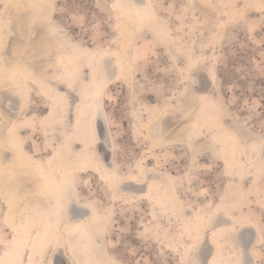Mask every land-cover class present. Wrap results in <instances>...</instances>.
Wrapping results in <instances>:
<instances>
[{
	"label": "rangeland",
	"instance_id": "rangeland-1",
	"mask_svg": "<svg viewBox=\"0 0 264 264\" xmlns=\"http://www.w3.org/2000/svg\"><path fill=\"white\" fill-rule=\"evenodd\" d=\"M31 1L0 0L7 37L1 39L0 54L8 63L23 61L14 68L28 91L24 96L21 90L0 82V152L11 166L8 172L0 169V190L18 193L20 210L33 200L36 215L28 214L26 223L17 225L12 215L18 205L0 194V264H12L17 256L12 248H20V239L32 235L28 228L34 221L48 225L41 212L44 207L68 202L55 194L65 188V181L74 186L78 200L91 202L104 215L106 251L118 264H197L191 258L198 235L188 219L193 209L203 210L209 219L218 208L227 209L237 224L250 221L259 231L253 238L251 229L245 242L246 263L264 264V165L252 164L235 149V143L227 148L228 137L223 128L216 127L222 118L224 127L235 130L251 147H264L262 1L151 0L155 14L147 29H141L147 22L136 24L132 10L120 0ZM93 48L115 50L135 63L133 73L127 71L103 88L111 140L95 145L86 126L91 118L89 104L99 91L92 93L84 85L91 87V76L102 83L100 71L91 66L93 58L84 55ZM70 52L78 53V58L72 60ZM63 58L74 65L73 72L65 73L68 82L77 78L82 67V80L71 88L60 79L65 71ZM22 63L52 82L60 95H67V114L59 108L45 121L54 101L50 93L29 80ZM59 115H65L66 121L61 123ZM63 123L68 134H64ZM158 136L167 144L153 147V138ZM86 152L93 155L94 165L103 156L112 158L122 174L138 175L135 165L143 163L149 169L147 179L174 189L179 202H171L170 210L165 211L157 187L148 198L131 200L119 195L93 171L94 165L82 162ZM26 154L39 164L27 160ZM63 165L72 167L71 174ZM55 170L65 172L61 179H56ZM127 187L139 193L144 189L130 183L124 185ZM213 236L219 245L211 264H220L229 250L219 231ZM210 253L205 241L201 251L204 264ZM57 264H66L61 255Z\"/></svg>",
	"mask_w": 264,
	"mask_h": 264
},
{
	"label": "bare ground",
	"instance_id": "bare-ground-1",
	"mask_svg": "<svg viewBox=\"0 0 264 264\" xmlns=\"http://www.w3.org/2000/svg\"><path fill=\"white\" fill-rule=\"evenodd\" d=\"M33 1H31V2L33 3ZM261 1L264 4V0H261ZM34 2H39V1L35 0ZM120 2L123 3L125 6H127L128 10L129 9L132 10L133 17L136 18L135 19L136 24H139V22H141L143 20H145L147 22V23H145V25H143L141 27V29L150 28L148 21L150 19H152L154 17V14H155L151 0H120ZM41 5H42V3H41ZM35 6L38 7L37 5H35ZM139 16H140V18H139ZM134 18H132V20ZM132 20H131V22H132ZM136 24H134V25H136ZM2 26H3V19L0 18V42H1V39L7 38L4 35L5 31H3ZM140 26H141V24H140ZM170 35L171 34H169V37H170ZM167 38H168V36H167ZM2 41L4 42V40H2ZM0 49H2V45H0ZM80 51H82V50H80ZM78 53L70 52L68 54L72 60H76L78 58ZM84 55L90 57L91 59L93 58V60L91 61V66L94 70L100 71L99 77H101V80H102V83H99L97 81V78L91 76V80H90L91 87H89V85H87V83L84 82L85 87L88 88L89 90L91 89L92 93H93V91H94V93L96 91L97 92L99 91L97 94V97L95 96L96 99L94 98L93 102L91 99V103L89 104L90 108H91V118H90V121H88V126H86V128H87L86 134H88L89 139L92 141L91 143H94L93 145H95L96 143L101 144L104 141L107 142V141H109V139L111 140V130H110V126H109V119L107 117V111L105 110V107H104L105 94L103 93V88L105 85H109L115 81L120 80L121 74L124 73V75H125V73H127V71L132 72L134 62L128 61V60H130V58L128 60L123 59L121 57V55L115 50H113V51H101L99 49L93 48L89 51H86V53H84ZM63 59H64V61L62 62V65H63L65 71L60 76V79L62 81H64V83H65V81L68 80V79L65 80V76H66L65 73L70 74L71 72H73L74 71V69H73L74 65L72 66V63H71L69 58H68L69 60L67 58H63ZM21 62H23V61H21ZM21 62L15 61L14 63H8L5 60V57L1 53L0 54V82L10 84V85H12V87H15V88L21 90L25 96L26 92H28L27 91V85L25 84L23 79H21L18 71H16V69L14 68V65L16 63H21ZM128 62L129 63L131 62L130 65L125 67V65L129 64ZM22 68H23L24 72L26 73L27 77H29V80L31 82L42 87L46 93L51 94L52 100L54 102H53V106H51L52 107L51 111L48 112L45 116V121L52 119V116L57 113L56 111L59 108L62 109V111L65 114H67L68 109H69V103L67 102V95H65V94L60 95L59 89L56 88L52 82L48 81V79L45 80L42 75L35 72L26 63H22ZM93 72L96 73L97 71L96 72L93 71ZM211 72H212V70H211ZM90 74H92V73H90ZM210 74H211V78L214 79V72L210 73ZM76 75H77V78L75 77L76 78L75 80L70 81V79H69V82L67 81V83H69L70 88L74 87V84H73L74 82L82 80V67L80 68V70H78L76 72ZM131 76H132V74H131ZM72 78L73 77H71V79ZM84 107L86 108V105ZM87 107H88V105H87ZM85 112L88 113L87 111H85ZM204 113H205V111H204ZM213 113L215 114L214 110H213ZM210 116H208L209 119H210ZM2 117H3V113L0 109V121L2 120ZM221 117H222V115H221ZM65 119H66L65 115H61V116L59 115L58 120L61 121V123L64 122ZM206 120H208V119H206ZM83 121H84V118H83ZM63 124H64V126L62 128H64V134H68L67 127H66L65 123H63ZM84 125H87V124L85 123ZM216 127L217 128L218 127L223 128L225 136L228 137V143L226 145L227 148H230L235 143V147H236L235 149H237L240 153L244 154L245 156L249 157V159L253 162L252 164H255V166L259 165V164L264 165V147H262L260 150H257L255 148L251 147L244 139L241 138V136L235 130L224 127V123H223L222 118L219 119V122L216 124ZM75 129H74V131H75ZM219 131H221V130H219ZM198 133H200V132H198ZM6 135H8V134H6ZM65 136H67V135H65ZM86 139H87V137H86ZM13 142H14V140H13ZM67 144H69V143H67ZM157 144L165 145L167 143L164 141V138L162 136H158L156 138H153L152 146L155 147ZM87 149H89V148H87ZM0 151H1V149H0ZM22 152H26V150L22 151ZM91 155H92V153H91ZM235 155L237 156V153ZM25 156H26V159L29 160L31 163H38L37 159L34 156H32L31 154H26ZM84 156H85L84 160L82 159L83 163H85V164L87 163V164H89V166L94 165L93 164L94 162H92L93 161V157H92L93 155L90 156V154H88V152H86ZM89 156L92 157V160ZM95 156H96V154H95ZM63 157H64V154H63ZM23 158H25V157H23ZM63 159L61 158V160H63ZM244 159H245V157H244ZM97 161L98 160H96V162ZM237 162H238V160H237ZM63 163L60 162V164H63ZM135 166H136L135 167L136 170L138 171V175L137 174L134 175L131 173L130 174H122L121 172H119L117 170V167H116L114 161L112 160V158H110L109 160H106L103 156V158L99 162H97L96 165H94L93 171L96 174H98V176L100 177L101 180L106 182V184L108 185L110 190H112V191H114V192H116L122 196H123V194L127 195L131 200H134L135 198H138V197H147L148 198V196H150V193H152L153 187H157V188L161 189L162 196H163L161 198L162 207L165 209V211H166V209L170 210L171 202L173 203V202H177L179 200V196H178L177 192L174 189L164 185L165 183L163 184L161 182H156V181L147 179L146 175H147L149 169H148V167H145L146 165L144 166L143 163L142 164L138 163ZM0 169L4 170L5 172L10 171V169H11V166L5 161L1 152H0ZM63 169H65L68 174H71V172H72V167L69 165H67V166L63 165ZM238 171H239V168H238ZM54 172H55L54 175H55L56 179H61V177H63L62 175L65 174V172L63 174L59 170H57V171L55 170ZM73 173H74V171H73ZM129 183L132 184L133 188H138L139 186H144V189L142 190L141 193H139L138 191L129 190L128 187L124 188V185L129 184ZM64 185H65V188H63V189L59 188L58 190L55 191V194H56V196H60L61 198L65 199V201L70 202V205L67 202L62 203L61 205L60 204H51L49 202L50 203L49 207H44L41 210V212L44 215L45 220L48 221V225L46 227H43L42 224L39 223L38 221H34V223L31 224L30 228H28V229L32 230L31 233H32V235L34 234L35 237H33L31 235V236H27L24 239H20V240H22V242L20 244L21 247L19 248L17 246H14L12 248V251H14L15 254L17 255L14 258V261L12 262V264H51V261H52L51 258L53 257V254L57 250V248H60V249L55 253V255L53 257L52 264H57V256L58 255H61V257L65 260L66 264H110V263L118 264V262L111 255H109V253L106 251L105 246L108 244L106 243V241L103 238L104 234H105L104 232L106 230V226H105V223L103 221L104 215L99 214L96 206L94 204H92L91 202L86 201L83 203L80 200H78L74 186L69 184V182L65 181ZM240 186H241V184H240ZM0 187H1V185H0ZM0 192H1L0 194L4 198V200L8 201L9 203L11 201H13L12 203L14 205H16V206L18 205V208L16 207L17 209H15V211H14L15 214L12 215V216H14L13 218H15V222L17 225L20 226L21 224L26 223V222H24V218L28 214L30 215V217L32 216V218L36 217L35 212H33V210H32V201H33L32 199H31L32 201L30 200L31 202H28L25 209L20 210L21 202H19V201H20V199H22V197L18 193H15V191H14V193L12 192L13 194L10 195V193H8V191L3 190V188L0 190ZM24 198H26V197H24ZM1 200H2V198H1ZM50 200H52V199H50ZM173 206H174V204H173ZM13 207H15V206H13ZM38 207H41V206H38ZM218 207H220V206H218ZM54 208H56L55 210H57L56 213L54 212L55 211ZM159 208H160V206H159ZM89 212H90V214H89ZM10 213H12V212H10ZM192 215H193L192 218H196V219L193 220L192 218H190L188 220H189V223L191 224V226H193L195 228L194 232H197L196 234L198 235L197 239L193 243V248L190 247V250L192 248V258L191 259L194 260L195 263L204 264L203 259H202L203 254H201V251H202V244L205 241L208 242V244L210 246V250H211V253L206 258V264H211L212 258L213 259L216 258V256H214V254L216 253V250H217L216 245L218 243L216 244V241H214L213 234L216 233L217 231H219L221 233L222 241L223 240L225 241V243H226L225 245L227 247V250H229L228 254H226L225 256L220 258V264H247L246 263V254L247 253H246L245 242H246L247 238L251 236L250 230L252 229L253 236H254V237L252 236L253 238H257L259 236V231L251 224L250 221H247L245 223L243 222V224H241V225L237 224L235 222V219L229 214L227 209L225 210L222 208L216 209L214 214L208 216L209 219L205 218V213L201 209H193ZM236 220H237V218H236ZM13 222H12V224H13ZM17 225H16V227H17ZM13 226H14V224H13ZM189 227H190V225H189ZM26 231H29V230H26ZM27 233H26V235H27ZM23 235H22V237H23ZM64 251H65V253L69 259L66 257ZM97 252H98V254H97ZM10 258H12V257H10ZM212 264H214V262H212Z\"/></svg>",
	"mask_w": 264,
	"mask_h": 264
},
{
	"label": "flooded vegetation",
	"instance_id": "flooded-vegetation-1",
	"mask_svg": "<svg viewBox=\"0 0 264 264\" xmlns=\"http://www.w3.org/2000/svg\"><path fill=\"white\" fill-rule=\"evenodd\" d=\"M76 200V199H75ZM69 205H70V202H67ZM89 214H90V212H89ZM60 248H57V250L54 252V254H53V257H54V255H55V253L59 250ZM63 249V248H62ZM64 250V249H63ZM64 253H65V251H64ZM65 255H66V253H65ZM53 257L51 258L52 259V261H53ZM66 257H67V255H66ZM68 258V257H67ZM69 259V258H68ZM247 260V259H246ZM52 261H51V264H52ZM70 261V260H69Z\"/></svg>",
	"mask_w": 264,
	"mask_h": 264
}]
</instances>
